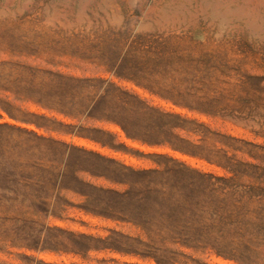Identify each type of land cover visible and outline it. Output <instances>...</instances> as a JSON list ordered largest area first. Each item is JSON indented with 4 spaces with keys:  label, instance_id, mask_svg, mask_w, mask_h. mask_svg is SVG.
Here are the masks:
<instances>
[{
    "label": "rangeland",
    "instance_id": "rangeland-1",
    "mask_svg": "<svg viewBox=\"0 0 264 264\" xmlns=\"http://www.w3.org/2000/svg\"><path fill=\"white\" fill-rule=\"evenodd\" d=\"M0 264H264V0H0Z\"/></svg>",
    "mask_w": 264,
    "mask_h": 264
},
{
    "label": "trees",
    "instance_id": "trees-1",
    "mask_svg": "<svg viewBox=\"0 0 264 264\" xmlns=\"http://www.w3.org/2000/svg\"><path fill=\"white\" fill-rule=\"evenodd\" d=\"M201 206V205H200ZM200 206L197 203L192 202L191 200L185 198L184 201L177 205H162L161 207H156L155 210L160 211V216L162 217V210H169L173 212L175 215L169 214L171 222L162 224L166 228L176 227L180 228V232H188L192 233V235L196 232H201L204 228H206V224L204 223V219L201 216L197 215L195 210L199 209ZM178 226V227H177ZM194 236V235H193Z\"/></svg>",
    "mask_w": 264,
    "mask_h": 264
}]
</instances>
